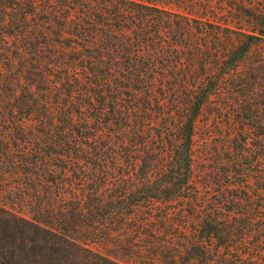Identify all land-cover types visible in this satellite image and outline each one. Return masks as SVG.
<instances>
[{"label": "trees", "instance_id": "obj_1", "mask_svg": "<svg viewBox=\"0 0 264 264\" xmlns=\"http://www.w3.org/2000/svg\"><path fill=\"white\" fill-rule=\"evenodd\" d=\"M6 174L0 264H264V0H0Z\"/></svg>", "mask_w": 264, "mask_h": 264}, {"label": "rangeland", "instance_id": "obj_2", "mask_svg": "<svg viewBox=\"0 0 264 264\" xmlns=\"http://www.w3.org/2000/svg\"><path fill=\"white\" fill-rule=\"evenodd\" d=\"M200 119V118H199ZM197 132L201 133V121L197 122ZM6 181L0 187V202L5 206H10L14 210L25 212L28 207V202L19 195V189L16 188L18 178L12 174H6Z\"/></svg>", "mask_w": 264, "mask_h": 264}]
</instances>
